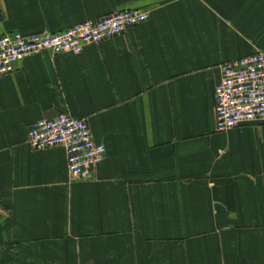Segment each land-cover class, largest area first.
<instances>
[{"label": "crops", "instance_id": "1", "mask_svg": "<svg viewBox=\"0 0 264 264\" xmlns=\"http://www.w3.org/2000/svg\"><path fill=\"white\" fill-rule=\"evenodd\" d=\"M123 9L149 16L0 76V264H264V124L216 130L213 97L264 52V0H0V36ZM60 113L106 148L91 179L26 143Z\"/></svg>", "mask_w": 264, "mask_h": 264}, {"label": "built area", "instance_id": "2", "mask_svg": "<svg viewBox=\"0 0 264 264\" xmlns=\"http://www.w3.org/2000/svg\"><path fill=\"white\" fill-rule=\"evenodd\" d=\"M140 9L112 11L57 32L0 36V76L16 70L24 58L38 52L58 55L79 53L83 47L121 35L147 20ZM214 119L218 131L244 124H264V52L229 60L222 65L214 86ZM26 143L33 150L61 147L71 181L88 180L105 157L106 148L96 142L83 118L60 113L35 121L27 131Z\"/></svg>", "mask_w": 264, "mask_h": 264}, {"label": "water", "instance_id": "3", "mask_svg": "<svg viewBox=\"0 0 264 264\" xmlns=\"http://www.w3.org/2000/svg\"><path fill=\"white\" fill-rule=\"evenodd\" d=\"M215 208H216V209H221L222 207H221L220 205L217 204V205L215 206Z\"/></svg>", "mask_w": 264, "mask_h": 264}, {"label": "bare ground", "instance_id": "4", "mask_svg": "<svg viewBox=\"0 0 264 264\" xmlns=\"http://www.w3.org/2000/svg\"><path fill=\"white\" fill-rule=\"evenodd\" d=\"M232 129V128H231ZM230 130V129H229Z\"/></svg>", "mask_w": 264, "mask_h": 264}]
</instances>
